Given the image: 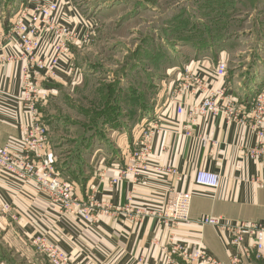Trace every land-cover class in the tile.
<instances>
[{"label":"crops","instance_id":"0c3cea01","mask_svg":"<svg viewBox=\"0 0 264 264\" xmlns=\"http://www.w3.org/2000/svg\"><path fill=\"white\" fill-rule=\"evenodd\" d=\"M58 1L65 22L70 27H78L80 12L73 1ZM32 2L20 1L4 5L3 9L9 15L21 4L30 6ZM246 10L228 8L217 19L226 29L208 40L188 43L186 51L189 53L184 62L188 63L191 73L201 79L198 85L185 76L181 78L180 73L176 82L171 79L163 82V102L156 110L162 113V130L153 136L151 161L140 179L110 185L109 180L115 178L122 167L120 158L115 157L117 152L106 156L93 151L92 171L86 184L82 186L75 179L70 180L78 184L83 201L87 199V183L96 185L90 202L96 219L94 224L88 226L50 208L45 194L34 182L21 184L0 176V264H48L30 243L37 232L47 230L57 238L59 248L74 264H140L139 259L149 264H188L173 252L177 244H184L189 250L200 246L218 262H228L229 252L217 230L200 227L197 221L211 215L223 216L232 222L264 223V187L255 181L264 180V149L262 155L251 158L249 152L260 140L250 122L240 124L223 116L190 119L188 112L209 90L227 87L236 102L235 110L247 114L252 98L264 86V0H254V9ZM1 22L0 36L8 32L6 22ZM240 32L250 33L249 42L232 41L231 35ZM225 60L230 64L227 78L215 80L210 71L217 62ZM74 70L72 54V62L62 64L53 80L67 86L66 81ZM53 80H36V83L42 91L44 88L51 91ZM20 90V66H5L0 73V146L15 145L22 136L18 123L27 121L28 117L18 99ZM180 105L184 111L179 116L176 108ZM186 127L191 137L185 136ZM203 137L215 143L203 148L200 141ZM130 138H127L129 142ZM69 167L65 172L71 174L75 163H70ZM167 167H174L178 177L163 175L160 170ZM198 170L219 172V188L212 191L196 186L194 175ZM170 189L191 194L188 225L163 224L152 214L150 207ZM3 205L9 206L10 214L2 212ZM163 246L165 251H162ZM243 264H264V260L252 257Z\"/></svg>","mask_w":264,"mask_h":264},{"label":"built area","instance_id":"2783aa9c","mask_svg":"<svg viewBox=\"0 0 264 264\" xmlns=\"http://www.w3.org/2000/svg\"><path fill=\"white\" fill-rule=\"evenodd\" d=\"M32 1L30 6L21 4L7 18L8 32L5 35L1 33L0 36V73L7 65L20 66L21 90L18 99L28 117L27 121L18 123L22 136L17 143L0 146V176L21 184L34 182L45 194L50 208L91 226L96 222L90 206L91 192L95 191L96 185L93 182L87 183V199L83 201L78 184L64 180L53 165L49 155L47 127L39 113L40 101L44 102L47 95L40 96L36 80H53L62 64L72 62L71 48L81 46L93 37L97 20H84L79 13L80 24L78 23V27H70L63 19L58 0ZM190 70L185 67V74L181 72V75L184 74L189 81L198 85L201 79H197ZM210 75L215 80H225L227 64L224 61L217 62ZM235 103L228 94L227 87L209 90L203 100L189 110L188 117L223 116L240 124L250 122L260 140L257 147L249 152L251 158L256 159L264 149V87L252 98L247 114L242 110L236 111ZM183 111L181 105L177 106L176 113L179 116ZM161 117L162 113L156 111L153 119L143 120L137 125L131 142L128 143L125 139L119 155L122 167L117 176L109 180L110 185L118 186L126 180L136 181L146 173L151 161L153 136L162 130ZM184 133L186 137L192 136L188 127ZM200 141L203 148L209 143H215L208 137H203ZM160 172L169 178L178 177L174 167H167ZM220 179L219 172L198 170L194 175V184L216 191L220 186ZM255 181L264 187V180ZM190 203L189 192L170 189L150 208L160 223L171 226L188 225ZM1 210L4 214H10L8 205H3ZM197 224L217 230L229 252V260L227 263H220L200 246L194 250L187 249L184 244L173 246V252L188 264H243L252 257L264 260V223L232 222L223 216L207 215L197 221ZM30 243L48 264H74L71 257L59 248L57 238L49 230L37 232L30 238ZM162 251H165V246ZM138 262L149 264L144 259H139Z\"/></svg>","mask_w":264,"mask_h":264},{"label":"rangeland","instance_id":"374dc122","mask_svg":"<svg viewBox=\"0 0 264 264\" xmlns=\"http://www.w3.org/2000/svg\"><path fill=\"white\" fill-rule=\"evenodd\" d=\"M20 1L25 0H0V22H6V30L12 12L7 15L3 6ZM72 1L84 20H97L96 31L87 43L71 48L75 70L67 86L53 80L54 89L42 91L37 85L40 96L47 95L39 113L48 131L49 155L66 181L89 177L93 151L106 156L117 152L119 158L120 147L133 139L137 125L154 118L163 102V82H176L177 74L189 67L184 62L188 43L226 29L217 19L228 8L254 9V0ZM249 34L240 32L231 39L247 43ZM224 62L228 75L230 64ZM87 136L90 141L82 148ZM72 162L75 171L68 174Z\"/></svg>","mask_w":264,"mask_h":264},{"label":"trees","instance_id":"16d2710c","mask_svg":"<svg viewBox=\"0 0 264 264\" xmlns=\"http://www.w3.org/2000/svg\"><path fill=\"white\" fill-rule=\"evenodd\" d=\"M107 123V122H106ZM111 125V124H110ZM87 137H89V136H87ZM92 138V137H91ZM89 141H90V137H89V139H87L86 141H84V140H82L81 141V145H82V148H83V144L84 143H89ZM77 153H79V151L77 152ZM83 155V154H82ZM73 161V160H72ZM69 164L70 163H68L66 166H67V169H69ZM88 179V177L87 178H85V179H83V180H78V182L82 185V186H84L85 184H86V180Z\"/></svg>","mask_w":264,"mask_h":264}]
</instances>
